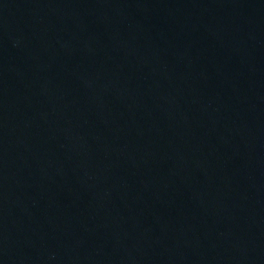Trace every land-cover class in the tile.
Segmentation results:
<instances>
[{
  "label": "water",
  "instance_id": "95a60500",
  "mask_svg": "<svg viewBox=\"0 0 264 264\" xmlns=\"http://www.w3.org/2000/svg\"><path fill=\"white\" fill-rule=\"evenodd\" d=\"M260 246L264 0H0V264Z\"/></svg>",
  "mask_w": 264,
  "mask_h": 264
}]
</instances>
